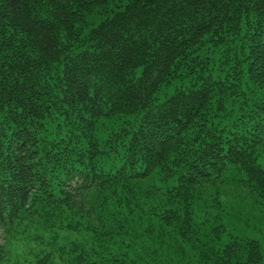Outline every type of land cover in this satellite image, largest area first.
Wrapping results in <instances>:
<instances>
[{
    "label": "trees",
    "instance_id": "obj_1",
    "mask_svg": "<svg viewBox=\"0 0 264 264\" xmlns=\"http://www.w3.org/2000/svg\"><path fill=\"white\" fill-rule=\"evenodd\" d=\"M262 155L264 0H0V264H262Z\"/></svg>",
    "mask_w": 264,
    "mask_h": 264
},
{
    "label": "rangeland",
    "instance_id": "obj_2",
    "mask_svg": "<svg viewBox=\"0 0 264 264\" xmlns=\"http://www.w3.org/2000/svg\"><path fill=\"white\" fill-rule=\"evenodd\" d=\"M93 24H97L101 17L92 16ZM261 166L264 168V155L259 158ZM223 208L213 209V213L221 211L223 223L227 234L224 241L231 235L243 239H253L259 242L263 254L262 264H264V201L255 194H251L243 188H221Z\"/></svg>",
    "mask_w": 264,
    "mask_h": 264
}]
</instances>
